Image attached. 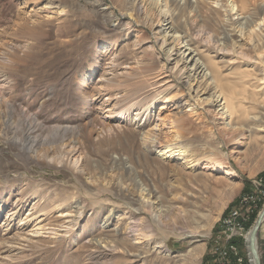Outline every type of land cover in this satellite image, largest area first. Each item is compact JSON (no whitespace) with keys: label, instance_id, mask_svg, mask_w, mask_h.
<instances>
[{"label":"rangeland","instance_id":"374dc122","mask_svg":"<svg viewBox=\"0 0 264 264\" xmlns=\"http://www.w3.org/2000/svg\"><path fill=\"white\" fill-rule=\"evenodd\" d=\"M139 2L0 0V128L10 113L12 125L35 115L41 140L53 142L46 147L74 145L84 164L73 173L0 141V264H215L222 220L243 195L264 191V0H166L167 12L144 16L167 19L201 60L212 61L231 101L228 120L216 104L206 109L212 87L188 91V74L175 79L169 64L162 69L166 32L142 22ZM164 85L171 87L158 95ZM150 97L147 120L117 125L123 109L132 106L131 117ZM152 125L171 157L142 145ZM55 128L63 137L53 140ZM149 203L167 218L153 221ZM263 208L264 198L246 241L235 239L241 264H251L248 237ZM31 214L58 237L27 233ZM136 224L144 234L154 229L148 246L144 234L127 229ZM158 241L164 247L153 250ZM256 246L264 264V221Z\"/></svg>","mask_w":264,"mask_h":264},{"label":"bare ground","instance_id":"6f19581e","mask_svg":"<svg viewBox=\"0 0 264 264\" xmlns=\"http://www.w3.org/2000/svg\"><path fill=\"white\" fill-rule=\"evenodd\" d=\"M160 1L161 0H141V2L138 3L139 4L138 11H140L141 14L143 15L142 22L144 23L149 22V21L146 22V20L144 19L145 14L149 10L153 12L157 11L160 13L167 12L168 6H167L166 0H162L164 1V3H159ZM219 1L220 0H217V2ZM233 3H232V8L234 7ZM239 7H237L236 9L237 12L240 11ZM160 20L161 19H156V21L151 20L150 23L148 24L150 27L162 28L166 32V34L164 35V38L161 41V48L164 46H167V50L165 51L166 64L163 65L164 68L162 67V69H165L167 67V64H169V67H170L169 72L173 75L175 79H181L186 74H188L186 76L187 80L185 82V85L187 86L188 91H191V89H193L194 87H195V90H198L200 89V87L205 86L204 91L212 87L214 91L212 92L210 98L207 97V99H209L210 102L208 105L209 108L206 107V109H213L215 107L214 105L216 104V106H218V108H220L221 110V113L218 114L219 119L220 118L223 120L231 119L230 112H229V109H230L229 105L231 101L229 97L226 96V94L220 89L219 85H217L216 83V80H215L216 77L214 76V73H216L217 71L213 69L212 61L207 58L204 60H201L198 57L199 50L196 49L195 47H192V45L190 44V40L186 39L181 34L179 35V33H177L174 27L171 25L170 21L166 19V20H163V22L162 21L160 22ZM244 35L245 33L243 32V30L242 29L239 30L240 41H242V38H244ZM248 41L249 43L247 44L250 45L251 40L248 39ZM210 43L211 41L208 42V44ZM253 48H255L254 45H253ZM177 52H181V55L180 56L177 55L179 58L174 59L175 58L174 56ZM240 55H243V54L240 53ZM260 80L264 82V76ZM165 86L166 85H164L163 86L164 88L161 89L157 93L158 95L164 93L171 87V85H168L166 87ZM168 99H170V97ZM152 100L153 99H151V97L147 100H143L145 101V103L143 102L138 108H135L137 111L134 114H131V117L129 116L131 112L128 109H130L132 106H129L123 109L120 114L121 116L116 119L117 125L121 127L123 126L121 124L127 121L134 122V124L136 123L138 124L142 121L147 120L148 119L147 117L149 115V110L151 108ZM184 104L186 105L187 103L184 102ZM11 116L12 114L10 113V115L4 116L3 118L4 120L2 121L3 123L1 126L3 128L2 129L0 128L1 129L0 130V141L6 142L7 144H9V141L13 140V142L15 143L16 149L20 152L23 151L24 153L25 152L32 153L34 154L33 156L37 157V159L41 161H47L51 163L55 161V164L57 166H65L69 170H71L73 173L81 174L84 172L83 170L84 164H83L82 155L79 152L78 148L75 147L74 145H68L67 147L69 149H67V151L65 150L63 151L64 147H58V148L53 147V146L46 147V145L48 144L52 145L53 142L52 141L46 142L44 140H41V138L44 135L39 130L40 123L37 120V116L35 115L28 116L25 113H23L21 116V119L16 125H12L13 122L11 123V119H12ZM158 127H159L158 125H152L149 127V129L142 131L141 143L142 145L149 146L150 149L154 150L156 152L157 157H160L162 159H167L171 157V154L173 153V148L167 147V146L163 147L159 143L157 134L160 133L161 129H159ZM178 127L176 126V124L171 123L169 127V132L170 131L174 132V129ZM57 131L60 132L62 130H60L59 128L54 129V132H52L53 140L56 136L60 138L63 137V134H60ZM64 131H67V129H64ZM40 140H41V145L38 146L40 144ZM52 152H53L52 155H54L53 157L51 155ZM208 168H210V166ZM9 190H12V188H9ZM38 191L39 190L37 191L35 190L34 195H38L39 194ZM69 197H71V195H65L64 196L65 200L58 199L57 202L55 203L51 202L53 204H50V205L54 206L55 204L56 207H59V205H61L60 202L66 201L67 198ZM44 203L47 204L45 201ZM56 203H59V204L57 205ZM142 206L140 208H143ZM148 207H150L151 212L153 214L152 216L153 221H155L157 224H159L162 218H167L166 217L167 213H163V211L160 208L158 209L156 206H153V204L151 203H149ZM136 211L139 212L138 209H136ZM43 215L44 214H41V216ZM70 216L71 215L69 213V214H66L65 216H61V218H66ZM35 219L37 218L34 217L33 214L25 218V224H24L25 226L23 228L25 229L28 227L31 228L27 233H29L30 235L38 236V237L41 236L42 234H47L49 237L52 236L54 238L58 237V234L60 233L58 232V229L54 227L46 228L47 226L42 224L45 220L33 222ZM73 222H75V219H71L70 221L63 222L61 224L60 228L64 226V228H62L63 230L61 231L62 234H67L71 232L72 227H73ZM138 223H141V222H138ZM28 224H30L31 226ZM138 225L139 224L133 225L131 227L128 226L127 229L131 230V232L138 231L140 232V234L143 235L144 228L140 227V225L138 227ZM23 228L21 229L22 231L25 230ZM152 232H154V229L152 230ZM150 233L143 235L144 240L142 243L140 241H137L135 244L141 243L144 246H148L149 244L148 241L152 239V234ZM136 240H140V239L136 238ZM163 243H164L163 241L162 242L158 241L154 243L155 245L152 249L155 250V249L163 248L164 247ZM189 256H190L189 254H186V257L189 258ZM189 259L190 261L193 260V258H189ZM250 259H251L250 260L251 264H255V261L252 256H250Z\"/></svg>","mask_w":264,"mask_h":264},{"label":"built area","instance_id":"2783aa9c","mask_svg":"<svg viewBox=\"0 0 264 264\" xmlns=\"http://www.w3.org/2000/svg\"><path fill=\"white\" fill-rule=\"evenodd\" d=\"M264 191L258 193L251 191L241 197L237 206L231 209L230 213L221 222L222 246L215 249V264H229L230 255L236 257L237 264L242 263V259L237 257L235 239L247 238L246 224L250 220V215L254 213L259 204L263 201ZM219 239V238H218Z\"/></svg>","mask_w":264,"mask_h":264},{"label":"water","instance_id":"95a60500","mask_svg":"<svg viewBox=\"0 0 264 264\" xmlns=\"http://www.w3.org/2000/svg\"><path fill=\"white\" fill-rule=\"evenodd\" d=\"M264 221V208L260 211L248 237V249L250 256L253 257L255 264H260L257 246H256V235L261 227L262 222Z\"/></svg>","mask_w":264,"mask_h":264}]
</instances>
